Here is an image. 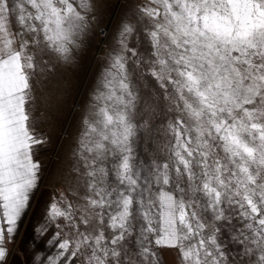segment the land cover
<instances>
[{
  "label": "snow or ice",
  "instance_id": "obj_1",
  "mask_svg": "<svg viewBox=\"0 0 264 264\" xmlns=\"http://www.w3.org/2000/svg\"><path fill=\"white\" fill-rule=\"evenodd\" d=\"M0 264H264V0H0Z\"/></svg>",
  "mask_w": 264,
  "mask_h": 264
}]
</instances>
